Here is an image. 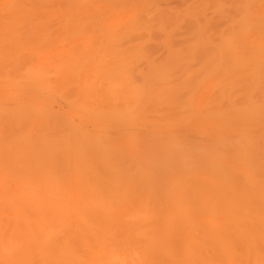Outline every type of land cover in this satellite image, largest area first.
<instances>
[{
  "label": "bare ground",
  "instance_id": "1",
  "mask_svg": "<svg viewBox=\"0 0 264 264\" xmlns=\"http://www.w3.org/2000/svg\"><path fill=\"white\" fill-rule=\"evenodd\" d=\"M0 264H264V0H0Z\"/></svg>",
  "mask_w": 264,
  "mask_h": 264
}]
</instances>
